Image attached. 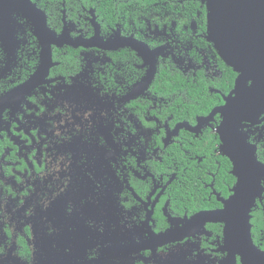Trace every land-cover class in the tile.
<instances>
[{
	"label": "flooded vegetation",
	"instance_id": "obj_1",
	"mask_svg": "<svg viewBox=\"0 0 264 264\" xmlns=\"http://www.w3.org/2000/svg\"><path fill=\"white\" fill-rule=\"evenodd\" d=\"M31 1L54 64L37 72L36 26L14 5L11 51L0 36V264H220L226 222L200 221L238 181L220 109L261 96L209 39L206 0ZM242 124L264 166V110Z\"/></svg>",
	"mask_w": 264,
	"mask_h": 264
},
{
	"label": "water",
	"instance_id": "obj_2",
	"mask_svg": "<svg viewBox=\"0 0 264 264\" xmlns=\"http://www.w3.org/2000/svg\"><path fill=\"white\" fill-rule=\"evenodd\" d=\"M14 5L25 11L36 26L43 47L37 72H49L54 64L51 43L56 40L51 42L52 35H48L45 13L31 0H5V7H0V36L8 41L7 51L14 48L15 42L11 25ZM206 5L209 39L222 58L252 80L246 86V91L261 96V99L242 101L236 90V102L238 98L241 100L239 105L235 103L220 109L225 117L220 127L221 137L223 140L228 137V145L230 140L236 143L237 151L228 152V155L233 160V173L238 181L233 195L225 200L224 208L203 213L200 221L226 222L225 236L229 255L220 264H235L237 255H241L244 264H264V251L253 243L250 222V211L256 196L263 191L259 178L260 174H264V166L257 160L255 145L248 142L247 135L241 131L243 121L255 123L264 110V0H206ZM31 85L32 81L23 87L29 88Z\"/></svg>",
	"mask_w": 264,
	"mask_h": 264
},
{
	"label": "trees",
	"instance_id": "obj_3",
	"mask_svg": "<svg viewBox=\"0 0 264 264\" xmlns=\"http://www.w3.org/2000/svg\"><path fill=\"white\" fill-rule=\"evenodd\" d=\"M150 3L154 2L155 0H149ZM106 8H108V10H111L112 6V0H107V2L105 3Z\"/></svg>",
	"mask_w": 264,
	"mask_h": 264
}]
</instances>
